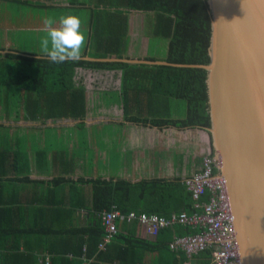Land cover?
<instances>
[{
  "label": "trees",
  "instance_id": "1",
  "mask_svg": "<svg viewBox=\"0 0 264 264\" xmlns=\"http://www.w3.org/2000/svg\"><path fill=\"white\" fill-rule=\"evenodd\" d=\"M66 2L68 6L58 5L55 0H0V7L10 12L13 22L17 19L26 22L30 12L35 11L36 26H44L42 21L46 16L58 20L62 14L77 15L86 37L84 57L91 58H129L128 12L148 13V51L145 60L176 64L209 62L210 13L206 0ZM5 6H9L8 9ZM44 35L45 32L37 30L23 32L9 48L0 38V51H10L0 53V193L8 182H20L22 175L27 179L29 166L26 150L15 145L5 121L46 122L49 119L72 118L81 119L79 125L84 126V119L88 115L87 89L84 81L77 79L80 69L120 72L119 89L106 92L104 99L106 105L117 104L121 107L122 123L160 129L209 126L205 70L83 59L79 62L52 63L40 52V40ZM109 124L114 129L115 123ZM39 153L46 155L42 150ZM197 159L200 160V157ZM43 160L46 162L47 157ZM213 170L217 171L215 167ZM182 179L179 175L135 181L118 176L89 179L93 185L92 210L96 223L90 228L75 229L81 235H88V238H81L71 249L63 250L71 253L67 263L82 264V257L86 254L92 259L90 264H147L149 255H153V264H209V248L188 256L181 249L172 250L169 247L174 237L199 232L198 227L190 225L174 224L160 229L155 236H148L138 222L123 220L119 223L120 219L116 218L117 231L109 238L104 249L98 247L107 234L100 219L102 212L117 209L122 215L133 211L169 216L172 213L201 211V203L208 200L209 192L205 190L194 200ZM82 183L87 182L83 178L72 181V194H79L75 196L76 200L72 196L71 209L89 207L82 191L77 189ZM22 208H7L0 194V248L8 251L3 255L5 264H47L45 260L38 263L31 254L20 251L21 245L31 249L26 237L33 236L32 231L43 229L42 224L35 226L36 222L33 221L4 233L2 224L11 219L8 217L22 219ZM40 209L37 208L33 214ZM55 259L51 258L50 264Z\"/></svg>",
  "mask_w": 264,
  "mask_h": 264
},
{
  "label": "water",
  "instance_id": "2",
  "mask_svg": "<svg viewBox=\"0 0 264 264\" xmlns=\"http://www.w3.org/2000/svg\"><path fill=\"white\" fill-rule=\"evenodd\" d=\"M206 2L207 64L89 56L83 60L206 71L210 124L196 128L207 133L217 173L226 181L240 262L264 264V0Z\"/></svg>",
  "mask_w": 264,
  "mask_h": 264
},
{
  "label": "crops",
  "instance_id": "3",
  "mask_svg": "<svg viewBox=\"0 0 264 264\" xmlns=\"http://www.w3.org/2000/svg\"><path fill=\"white\" fill-rule=\"evenodd\" d=\"M80 70H78L77 79L85 83L87 79L80 77ZM85 86L88 115L84 119V126L79 125L81 119L72 118L49 119L46 122L39 120L5 121L15 145L26 150L29 166L27 179L22 175L20 182H8L1 189L3 192L0 194L7 208L23 207L22 219L15 216L8 217L11 219L2 224V228L6 233L16 226H27L33 221L36 222L35 226L37 223L42 224L43 229L32 231L33 236L26 237L27 245L31 249L24 247V250L23 245L20 246L21 252L26 251L31 254L38 263L45 260L47 264H50L51 258H56L53 264H68L71 253L63 250L71 249L72 245L79 242L81 238H88V235L82 233L83 237L81 232H76L75 229L90 228L96 223V215L92 210L93 185L89 183V179H95L98 176L106 179L118 176L135 181L155 176H173L171 170L168 173H158L149 167L145 168L144 164L141 167L139 159L144 156L139 150L133 153L131 149L125 148L127 150L125 154L120 152L114 154L108 151V147H104L100 141L101 136L99 135L98 142L104 155L99 157L94 156L92 151L89 152V147H92L91 143H96V137L89 134V129L91 130L95 125L91 124L94 119L93 110L91 108L89 110V84L85 83ZM98 123L100 127L102 121L99 120ZM40 150L45 151L46 155H40ZM44 157H47L46 162L43 160ZM114 159L117 164L113 167ZM134 169L136 171L132 173ZM179 176L183 177L185 174L182 172ZM82 178L87 183L78 185L77 189L82 191L89 207L71 209L69 207L72 196L74 195V200H76L75 196L79 194H72V181ZM40 207L41 209L33 214ZM6 252L8 251L0 248V264H5L3 255ZM154 257H156L155 254ZM152 259L153 255H149L147 263L153 264Z\"/></svg>",
  "mask_w": 264,
  "mask_h": 264
},
{
  "label": "rangeland",
  "instance_id": "4",
  "mask_svg": "<svg viewBox=\"0 0 264 264\" xmlns=\"http://www.w3.org/2000/svg\"><path fill=\"white\" fill-rule=\"evenodd\" d=\"M55 3L68 6L66 0H55ZM8 7L5 6L7 9ZM33 12L35 11L30 12L26 22L17 19L14 20L15 23L12 21L10 12L0 7V38L4 39L5 47L12 46L16 38L23 32H33L34 30L45 32L44 26H36L37 18ZM148 15V13L138 11L128 12L130 40L127 55L131 59L142 60L147 56L146 22ZM38 40L39 38L36 39V41ZM79 75L84 80L87 79L85 83L89 84V105L93 110L94 119V122L90 123L95 125L94 128L89 129V134L96 137V143H91L92 147H89V152L92 151L94 156L104 155L98 142L99 135L101 136L100 141L104 147H108V151H112L114 154L118 152L125 154L127 151L125 148L131 149L133 153L139 150L140 154L144 156L139 159L141 167L144 164L145 168L149 167L158 173H168L171 170L172 175L176 176L182 172L185 175H190L199 171L202 158L207 154H212L208 135L202 129H177L174 127L160 129L149 125L122 123L121 107L117 104L106 105L104 99L106 92L119 89L120 72L80 70ZM97 105L99 106L95 110ZM99 120L106 125L99 127ZM106 122H114V129ZM198 157L200 160L197 159ZM112 164L113 167L116 166L117 161L114 159ZM135 171L134 169L132 173Z\"/></svg>",
  "mask_w": 264,
  "mask_h": 264
},
{
  "label": "built area",
  "instance_id": "5",
  "mask_svg": "<svg viewBox=\"0 0 264 264\" xmlns=\"http://www.w3.org/2000/svg\"><path fill=\"white\" fill-rule=\"evenodd\" d=\"M201 163L199 171L185 175L182 179L185 186L191 190L194 200H197L205 190L209 192L208 200L201 203V211L190 214L172 213L169 216L133 211L122 215L117 209L102 212L100 219L107 234L99 243V249H104L109 238L117 231L116 218L120 219L119 223L123 220L128 223L138 222L148 236H155L162 228L183 224L198 227L199 232L174 237L169 244L172 250L181 249L190 256L209 248L211 249L209 264H241L225 178L214 172L213 168L216 165L212 155H205ZM91 261L86 254L83 255L82 264H90Z\"/></svg>",
  "mask_w": 264,
  "mask_h": 264
},
{
  "label": "clouds",
  "instance_id": "6",
  "mask_svg": "<svg viewBox=\"0 0 264 264\" xmlns=\"http://www.w3.org/2000/svg\"><path fill=\"white\" fill-rule=\"evenodd\" d=\"M42 22L45 35L40 40V52L45 58L52 63L79 62L84 58L86 37L77 15L62 14L58 20L46 16Z\"/></svg>",
  "mask_w": 264,
  "mask_h": 264
}]
</instances>
